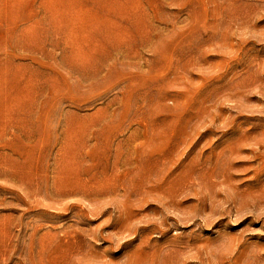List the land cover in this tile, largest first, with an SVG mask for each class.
Segmentation results:
<instances>
[{"label":"rangeland","instance_id":"374dc122","mask_svg":"<svg viewBox=\"0 0 264 264\" xmlns=\"http://www.w3.org/2000/svg\"><path fill=\"white\" fill-rule=\"evenodd\" d=\"M0 264H264V0H0Z\"/></svg>","mask_w":264,"mask_h":264}]
</instances>
